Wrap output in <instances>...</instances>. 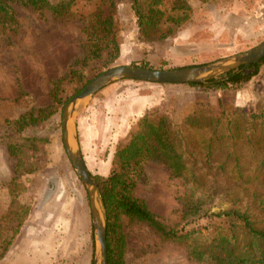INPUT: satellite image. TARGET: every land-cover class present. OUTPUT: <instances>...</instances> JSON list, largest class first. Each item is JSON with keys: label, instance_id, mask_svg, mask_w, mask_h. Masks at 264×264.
<instances>
[{"label": "rangeland", "instance_id": "obj_1", "mask_svg": "<svg viewBox=\"0 0 264 264\" xmlns=\"http://www.w3.org/2000/svg\"><path fill=\"white\" fill-rule=\"evenodd\" d=\"M149 1H137L142 11ZM184 2L189 14L176 23L168 19L176 14L171 0H161L158 24L147 32L138 25L132 0H75L62 15L11 4L17 22L0 27V260L24 224L40 220L43 264H92L88 196L61 138L62 108L90 79L116 65L209 64L264 40V0ZM97 13L112 18L117 50L85 61ZM137 95L153 97L142 115L148 111L152 120L165 117L176 124L185 164L202 186L199 199L187 203L183 180L150 159L132 194L182 232L224 233L235 224L240 234L234 215H216L236 209L264 225V61L248 81L227 89L121 79L79 100L74 129L92 175L107 176L116 147L129 141L141 116L126 121L125 112ZM23 115L25 124L18 123ZM119 222L125 264H199L184 242L162 240L126 216Z\"/></svg>", "mask_w": 264, "mask_h": 264}, {"label": "trees", "instance_id": "obj_2", "mask_svg": "<svg viewBox=\"0 0 264 264\" xmlns=\"http://www.w3.org/2000/svg\"><path fill=\"white\" fill-rule=\"evenodd\" d=\"M74 1L61 0L50 4L48 0H0V27L16 24L12 3L37 10L48 7L54 14L62 15L68 12ZM132 1L140 29L147 32L149 27L157 26L159 21L157 14H162L157 4L161 3V0H150L146 11H142L138 6V0ZM171 2L170 12L176 14L169 15L168 19L178 23L181 19L187 18L190 7L184 0H171ZM111 27L112 18L97 13L95 22L91 24L89 38L92 42L84 58L85 61H96L106 51L108 56H111V49L117 50ZM263 61L264 58L246 67L240 66L218 77L189 85L227 89L248 81ZM139 67L146 65L141 64ZM52 97L54 101H59L56 90L52 92ZM150 113L147 111L137 120L129 141L116 147L109 174L105 177L93 175L106 209L107 264H125V240L119 222L121 216H126L131 221L145 223L162 240L184 242L188 256L199 264H264V225L257 226L246 212L236 209L216 214L234 215L239 222L240 234H236L234 230L236 225L233 224L228 227L227 232L213 231L208 235L200 236L192 231L182 232L166 226L143 200L132 194L136 180L143 174L144 167L150 159L161 161L172 177L183 180L184 185L187 186L185 191L187 203L192 199H199L195 195L202 186L193 167L185 164L184 151L180 150L176 141V124L165 117L152 120ZM25 118L26 116L23 115L17 122L25 124Z\"/></svg>", "mask_w": 264, "mask_h": 264}, {"label": "water", "instance_id": "obj_3", "mask_svg": "<svg viewBox=\"0 0 264 264\" xmlns=\"http://www.w3.org/2000/svg\"><path fill=\"white\" fill-rule=\"evenodd\" d=\"M263 58L264 40L244 53H237L204 65L169 69H148L131 65H116L94 76L64 104L61 112L62 144L68 160L87 192L95 244L92 264H107V217L98 184L85 164L74 129L73 119L79 100L91 97L103 87L121 79L151 83H199L228 73L240 66L246 67Z\"/></svg>", "mask_w": 264, "mask_h": 264}, {"label": "crops", "instance_id": "obj_4", "mask_svg": "<svg viewBox=\"0 0 264 264\" xmlns=\"http://www.w3.org/2000/svg\"><path fill=\"white\" fill-rule=\"evenodd\" d=\"M152 96L137 95L129 98L127 102V110L125 114V120L131 119L137 120L142 114L146 107L152 102ZM39 217H42L40 214ZM27 221V220H26ZM31 227L28 224H24L21 229L20 235L16 237L14 245L10 246L6 255L0 260V264H43L41 259L43 255V238L41 237L42 228L38 229L40 220H36ZM39 224V225H38ZM56 240V235L51 237ZM15 257V259H14Z\"/></svg>", "mask_w": 264, "mask_h": 264}]
</instances>
